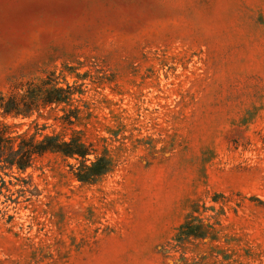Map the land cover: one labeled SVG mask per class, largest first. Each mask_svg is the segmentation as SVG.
Returning <instances> with one entry per match:
<instances>
[{"label": "rangeland", "instance_id": "rangeland-1", "mask_svg": "<svg viewBox=\"0 0 264 264\" xmlns=\"http://www.w3.org/2000/svg\"><path fill=\"white\" fill-rule=\"evenodd\" d=\"M9 99L83 156L0 162V264H264V0H0Z\"/></svg>", "mask_w": 264, "mask_h": 264}, {"label": "trees", "instance_id": "trees-1", "mask_svg": "<svg viewBox=\"0 0 264 264\" xmlns=\"http://www.w3.org/2000/svg\"><path fill=\"white\" fill-rule=\"evenodd\" d=\"M59 102V100H56ZM3 114H17L22 107L19 101L9 99L1 103ZM8 126L0 122V162L12 166L17 164L20 168H24L31 164L34 156L41 155L46 150H54L64 156H73L75 154L83 156V151L77 148L75 142H62L59 144L57 138H45L42 142L36 143L31 138H26L25 133L15 136H6ZM79 177L83 178L84 176ZM85 175V174H84Z\"/></svg>", "mask_w": 264, "mask_h": 264}]
</instances>
